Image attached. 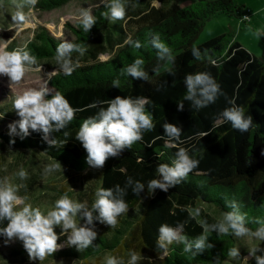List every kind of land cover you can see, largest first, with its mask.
I'll use <instances>...</instances> for the list:
<instances>
[{
	"label": "trees",
	"instance_id": "1",
	"mask_svg": "<svg viewBox=\"0 0 264 264\" xmlns=\"http://www.w3.org/2000/svg\"><path fill=\"white\" fill-rule=\"evenodd\" d=\"M70 1L38 0L36 7L53 10ZM156 1L159 6L154 5ZM110 2L94 8V23L87 31L81 20L76 26L66 24L75 36L68 41L84 49L73 52L71 58L88 55L86 63L75 67L71 74L58 70L49 80L53 88L49 95L60 91L75 110L73 118L65 128L51 131L47 140L41 131L31 129L21 138L8 128V123L18 119L16 110L0 106V121L8 124L0 131V147L40 152L71 172L94 174L97 188H113L114 195H118L115 185L124 190L128 209L118 214L114 226L96 219L85 224L96 235L84 248L71 244V230L64 231L58 241L65 247L54 254L55 258L87 261L110 253L117 255L121 264H129L132 253H136L139 259L135 264H224L231 256L229 250L238 249L236 234L220 233L211 227L221 220L203 212L199 205H212L222 214L240 213L245 227L252 231L264 224V53H251L235 40L233 31L199 45L193 42L213 16L225 14L243 21L246 8L235 0H197L183 9L178 0H119L123 7H136V17L131 20L136 29L129 32L106 15ZM113 34L120 42L116 46L108 37ZM156 38L167 46L168 53L158 55L159 49L153 44ZM63 41L44 29L20 49L29 51L36 61L52 59ZM108 48L114 50L113 55L101 61L100 55L108 53ZM137 58L143 61L140 67L145 77L134 78L125 71ZM198 72L209 73L219 84L215 99L200 107L195 104L198 92L193 99L185 98L184 82L186 75ZM117 95L144 98L153 127L142 130L141 139L130 147L107 157L102 167H95L87 163V153L75 134L84 119L106 107L99 101ZM233 104L252 117L246 131L233 128L222 116L223 110ZM166 123L180 129L178 138L166 134ZM180 148L197 161L196 165L167 191L158 186L149 189L150 180L161 178L158 166L171 165ZM136 181L144 187L133 192ZM54 189L69 193L64 188ZM192 210H199V214ZM76 217L81 218L79 212ZM164 223L182 225L179 232L185 241L160 240L158 229ZM6 224V219L0 221V227ZM204 224L209 226L206 232ZM202 233L206 235L205 246L198 249L194 241ZM5 239L0 237V242ZM189 242L192 247L185 251V243ZM260 255H264V248ZM250 264H256V260Z\"/></svg>",
	"mask_w": 264,
	"mask_h": 264
},
{
	"label": "clouds",
	"instance_id": "2",
	"mask_svg": "<svg viewBox=\"0 0 264 264\" xmlns=\"http://www.w3.org/2000/svg\"><path fill=\"white\" fill-rule=\"evenodd\" d=\"M81 15L83 17L81 23L84 30L87 31L93 25L94 18L87 10L83 11ZM106 15H110L114 19L121 18L125 15V9L119 0H111ZM15 18L23 20L24 14L17 12ZM153 44L159 49L158 55L168 53L169 49L158 38L153 40ZM136 47H139V41L136 42ZM83 50L79 43L69 41H63L57 46L55 59L65 74H71L77 67L71 58L73 52H83ZM35 61V56L25 49L0 51V75H6L11 81H20L26 68L35 64ZM142 63V59L137 58L125 71L134 78L145 77L146 74L140 67ZM184 82L187 86L186 99L195 98L197 92L200 94V97L195 99L197 107L213 101L219 91V84L207 72L188 74ZM112 83L119 85L118 80H113ZM96 103L93 102V106H96ZM98 103L106 105V107H101L93 116L84 119L75 138L87 153V163L95 167H102L107 157L117 155L119 150L126 146L130 147L133 142L141 139L142 130L151 129L153 122L151 114L145 110L146 100L144 98L117 95ZM13 107L18 119L8 125L9 132L23 138L29 134L30 129L38 130L44 134L45 140L48 139V134L51 131L65 128L73 118L75 111L60 91L49 95L47 87L24 90L14 98ZM178 107H182V104H178ZM222 116L231 122L233 128L240 131H246L252 123V117L245 116L244 109L234 104L225 108ZM164 129L169 137H179L180 129L173 124H164ZM196 163L197 161L191 158L185 149L180 148L171 165L161 163L158 166L157 172L161 174V178L150 180L148 182L149 189L158 186L167 191L170 186L178 183V178L185 176ZM56 167L58 164L49 166L50 169ZM18 174L20 177L26 175L23 170ZM131 182L129 177L128 183ZM114 187L118 195H114L113 188H96L90 209L86 203L74 201L67 193H64L55 200L52 208L42 212L31 204H24L22 208L14 210V205L22 203L21 197L17 195L14 187L0 184V221L7 220V224L0 227V237L6 238L5 243L13 238L22 241L29 259L43 260L46 255L52 254L56 250L57 233L54 231V226L61 225L65 230L71 229L68 236L69 242L78 248H84L96 233L83 225L77 227L75 217L79 210L83 209L81 215L85 218L86 225L92 224V221L96 219L114 226L117 223L118 214L126 212L128 209V204L123 199L124 190L119 185ZM143 187L144 185L140 181H136L133 192H138ZM93 211L96 212L95 216ZM203 226L206 232L209 226L207 224ZM181 227L182 225L179 224L176 227L167 223L161 224L158 229L159 239L169 243L173 240L185 241L186 237L179 233ZM211 227L216 228L220 233H229L230 231L236 235L247 233L259 240H264V224L252 231L245 227L243 215L237 212L225 213L223 220ZM205 240L206 235L202 233L195 239V247L203 248ZM191 247V242L185 243L184 249L188 251ZM257 247L254 245L250 254L254 255ZM237 254V249L229 250V255L236 256ZM138 259V254L132 253L129 264H135ZM255 260L256 264H264V255L255 256ZM107 264H117V262L115 259L109 258Z\"/></svg>",
	"mask_w": 264,
	"mask_h": 264
},
{
	"label": "rangeland",
	"instance_id": "3",
	"mask_svg": "<svg viewBox=\"0 0 264 264\" xmlns=\"http://www.w3.org/2000/svg\"><path fill=\"white\" fill-rule=\"evenodd\" d=\"M37 1L0 0V51H11L16 49V47L24 48L36 34L44 29L64 41L72 40L75 36L66 24L70 23L76 26V22L83 19L81 15L83 11L87 10L93 16L94 8L107 0H72L66 5L53 10L38 9L36 7ZM196 1L178 0V6L183 9ZM154 4L159 6L157 1ZM124 8L125 15L121 18H113L112 22L122 25L129 32L135 31L136 24L131 20L136 17V7L129 5L127 7L124 6ZM17 12L24 14L23 20L15 18ZM229 20L225 14L213 16L205 23L193 45H199L215 37L221 27H226ZM250 34L253 40L257 41V45L261 46V44H264V31L261 34L255 35L254 32ZM108 37L113 46L120 43L114 34ZM263 52L264 49H260L257 51V55L261 56ZM113 53L114 50L108 48V53L100 55L99 59L101 61L107 60ZM86 55L88 54H79L72 60L77 66L84 64L86 63ZM58 70L62 69L55 58L40 59L26 68L25 74L20 81H11L6 75H0V106H7L13 109L14 98L30 88L47 87L49 93L52 92L53 88L50 86L49 80ZM8 124L3 120L0 121V131L4 130ZM52 164H58V167L50 169L49 166ZM21 170L26 173L24 177H20L18 174ZM0 184L15 188L17 195L22 199V203L16 204L18 209L22 208L24 204H31L42 212L52 208L55 200L63 194L54 188H64L69 192L67 195L71 199L86 203V206L90 209L94 200V192L98 186L96 176L92 173L90 174V172L81 174L71 172L62 163L54 161L40 152L21 151L7 146L0 147ZM199 207L209 216L223 220L224 214L220 213L214 206L200 203ZM139 208L142 207L139 206ZM192 211L196 215L199 214L195 210ZM78 212L81 215L83 209ZM75 220L77 227L85 225V218L82 215L81 218L75 217ZM66 230L61 225L54 226V231L57 233V248L52 254L46 255L43 260L29 259L22 241L18 239L13 238L7 243L1 241L0 264H107L109 258H113L117 264H121L118 261V256L110 253H105L99 258H92L87 261L55 258L54 254L65 247V244L60 243L58 239ZM236 237L238 239V254L230 256V258L225 260L224 264H250L255 260V256L260 255L261 250L264 248V240H259L257 237L247 233L236 235ZM254 245L258 247L253 255L250 254V251ZM14 250L22 253L12 254Z\"/></svg>",
	"mask_w": 264,
	"mask_h": 264
},
{
	"label": "crops",
	"instance_id": "4",
	"mask_svg": "<svg viewBox=\"0 0 264 264\" xmlns=\"http://www.w3.org/2000/svg\"><path fill=\"white\" fill-rule=\"evenodd\" d=\"M235 2L238 5L251 10L250 20L248 22H244L237 18L228 16L230 19L229 22H227L226 27H221L219 29L220 31L216 36L233 31L235 33V40H237L251 53L255 52L256 54H253L257 55V51L264 49V44H261V46L257 45V41L253 40L250 33L253 34L254 32L256 35L258 33L261 34L262 31H264V0H235ZM154 5L156 6V4ZM165 9H167V7ZM214 17H216V15ZM118 261L120 263L119 257Z\"/></svg>",
	"mask_w": 264,
	"mask_h": 264
},
{
	"label": "built area",
	"instance_id": "5",
	"mask_svg": "<svg viewBox=\"0 0 264 264\" xmlns=\"http://www.w3.org/2000/svg\"><path fill=\"white\" fill-rule=\"evenodd\" d=\"M250 13H251L250 9L245 10V13L243 15V21L244 22H248L250 20Z\"/></svg>",
	"mask_w": 264,
	"mask_h": 264
}]
</instances>
